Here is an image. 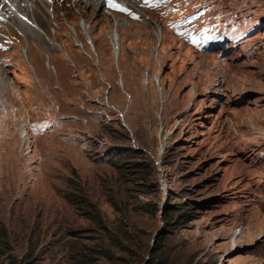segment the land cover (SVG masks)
Instances as JSON below:
<instances>
[{
  "label": "rangeland",
  "instance_id": "obj_1",
  "mask_svg": "<svg viewBox=\"0 0 264 264\" xmlns=\"http://www.w3.org/2000/svg\"><path fill=\"white\" fill-rule=\"evenodd\" d=\"M123 1L137 18L54 0L32 13L39 39L0 26L13 37L0 50V229L31 264H66L107 234L128 236L122 264H264V0L243 4L259 24L226 56ZM84 194L100 221L66 199ZM172 205L189 219L173 223Z\"/></svg>",
  "mask_w": 264,
  "mask_h": 264
},
{
  "label": "clouds",
  "instance_id": "obj_2",
  "mask_svg": "<svg viewBox=\"0 0 264 264\" xmlns=\"http://www.w3.org/2000/svg\"><path fill=\"white\" fill-rule=\"evenodd\" d=\"M122 2L129 9L127 11L122 10V8L112 7V5L108 4L103 0L104 6L108 9L122 12L124 14H128L130 17L137 18L139 14L133 10L131 6H129L125 1L118 0ZM258 0H192L187 5H178L176 7L170 8L166 10L165 13H168V16L165 17L164 14L158 12L152 7H148L145 5L138 4V0L136 4L140 7H145L148 9L155 10L159 17L162 19L163 23L179 38L188 43L190 46L197 50H216L219 52V55L224 56L225 53H231L237 47H239L242 42L246 39V37L255 29L258 23H251L247 25L248 21L243 17V4H248L249 2L255 3ZM262 0L259 1L261 3ZM232 3V4H231ZM242 3V4H241ZM0 4L3 5L2 0H0ZM241 4V6H239ZM207 7V10L204 9ZM214 14L215 18H209L208 16ZM26 14V12H25ZM18 12L17 16L26 21L30 22V19L27 16ZM191 15V17L187 18V16ZM206 19L207 25H213L214 29H219V34L216 38H206L200 35L198 38H190L186 34H182L179 32L181 28H183L188 22H197L201 19ZM5 18L0 15V20H4ZM178 23V28L173 29L170 26L169 22ZM261 22V21H260ZM227 25L226 32L222 31V27ZM1 26V24H0ZM202 26V25H201ZM207 32V30L202 29L203 32ZM221 33V34H220ZM13 43V37L10 36L5 29L0 31V50H7L11 44ZM255 54L253 50L251 52V56ZM226 56V55H225Z\"/></svg>",
  "mask_w": 264,
  "mask_h": 264
},
{
  "label": "trees",
  "instance_id": "obj_3",
  "mask_svg": "<svg viewBox=\"0 0 264 264\" xmlns=\"http://www.w3.org/2000/svg\"><path fill=\"white\" fill-rule=\"evenodd\" d=\"M128 150H131L132 152H139L138 149L133 148H121V147H113L112 150L109 152V155H119V154H129ZM111 159V164L115 166L116 170L119 167H123L124 163L120 162L117 163V161ZM88 194H84L79 199H73L70 196H67V200L71 203H73L76 207V209L80 210V213L88 218L90 221H100V217L98 215L97 207L95 206L94 202L91 200H87ZM84 197V198H83ZM188 208L187 206H178V205H172L165 208L163 211L164 214H169L172 212L177 213L176 216L172 219L173 223H181L185 221L186 219H189L188 216L184 215L185 209ZM125 234L117 235V236H111L110 234H107L105 237L108 243L104 242V238H101L98 243H96L99 248H91L86 247L83 250L79 249L74 253V256H70V259L67 260L66 264H122V256L121 254L129 252L128 246L126 245V242L124 244V240L127 241L128 236ZM155 239V238H154ZM158 241V239H157ZM156 242V241H155ZM13 247L11 244V240L9 239L8 234L6 231L1 228L0 229V264H31L32 262H26L25 259L22 258V256L17 255L12 251ZM152 253L155 252L156 247L152 245L150 248Z\"/></svg>",
  "mask_w": 264,
  "mask_h": 264
},
{
  "label": "bare ground",
  "instance_id": "obj_4",
  "mask_svg": "<svg viewBox=\"0 0 264 264\" xmlns=\"http://www.w3.org/2000/svg\"><path fill=\"white\" fill-rule=\"evenodd\" d=\"M80 1L81 0H74V2H76V3L80 2ZM86 1H88V0H86ZM2 2H3V5L0 4V15L3 16L5 19L4 20H0L1 26L5 27L6 24H13V25L22 26L23 34H27V35H30L31 37H35V38H38V39L40 38L39 31L41 29V26L38 24V22L34 18H32V15H33L32 13L34 12L35 14L36 13L38 14V12H41L42 9L45 7V11L48 14H50L51 11H49V7H54L55 6L54 5V0H2ZM90 2L91 1H89L88 3H86V2L85 3L86 4H90ZM92 3H93V1H92ZM94 4L97 5V6H100V5H104V2H103V0H94ZM31 10H33V11H31ZM26 11H31V12H28L29 16H27L25 14ZM18 12H21V13L25 14L27 16V18L30 19V22L27 23L26 21L20 19L17 16ZM80 24H81L82 27H84L83 23H80ZM18 26H17V28L19 29ZM43 46L41 45V47H43ZM20 50H21V53L26 56V49L24 47H22ZM114 53L115 54L119 53V49H118V51L115 50ZM236 72H240L241 73L242 71L237 70ZM244 77L246 78V76H244ZM239 82H240L241 86H243V85H251V86H254V87H260V86H256L254 84L255 82H253L251 79H249L248 81L246 80V82H244V78L243 77L239 78ZM17 130L20 131L19 128Z\"/></svg>",
  "mask_w": 264,
  "mask_h": 264
},
{
  "label": "snow or ice",
  "instance_id": "obj_5",
  "mask_svg": "<svg viewBox=\"0 0 264 264\" xmlns=\"http://www.w3.org/2000/svg\"><path fill=\"white\" fill-rule=\"evenodd\" d=\"M112 7H116L115 5H112Z\"/></svg>",
  "mask_w": 264,
  "mask_h": 264
}]
</instances>
